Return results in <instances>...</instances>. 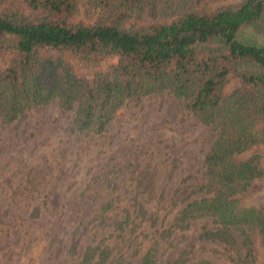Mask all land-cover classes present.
<instances>
[{"label": "trees", "instance_id": "trees-1", "mask_svg": "<svg viewBox=\"0 0 264 264\" xmlns=\"http://www.w3.org/2000/svg\"><path fill=\"white\" fill-rule=\"evenodd\" d=\"M18 1L0 0V121L12 124L55 102L73 114L74 131L101 137L128 102L152 95L181 101L216 136L202 164L205 194L188 197L160 238L210 219L199 239L225 246L232 264H250L251 236L264 248V204L242 202L264 171L259 155L238 157L264 148V0L210 14L197 11L208 0ZM231 82L237 87L227 93ZM110 206L93 216L96 230L125 233L124 245L147 238L137 232L155 219L142 204L125 207L122 219L105 214ZM105 242L88 245L79 264H129L130 256L113 255ZM139 253L138 264H159L157 240L140 241ZM170 264L208 263L181 251Z\"/></svg>", "mask_w": 264, "mask_h": 264}, {"label": "rangeland", "instance_id": "rangeland-1", "mask_svg": "<svg viewBox=\"0 0 264 264\" xmlns=\"http://www.w3.org/2000/svg\"><path fill=\"white\" fill-rule=\"evenodd\" d=\"M238 4L239 0H208L197 11L210 14ZM110 65L103 64L101 71ZM4 67L0 64V70ZM236 87L231 82L226 92ZM72 119V113H63L52 102L12 124L0 121V264H28L30 258L34 261L29 264H79L84 249L103 238L113 255L122 250L130 256L129 264L139 262L141 253H133L140 241L156 240L159 264H170L181 251H188L193 262L232 264L225 246L199 239L203 229L213 227L210 219L160 238L188 197L205 194L199 188L203 160L216 136L212 129L168 95L128 102L101 137L77 133ZM251 154L260 156L264 171L263 147L238 160ZM134 203L155 219L137 232L146 239L140 235L124 245L125 233L96 230L91 222L103 206L112 204L105 214L122 219L123 209ZM261 203L264 176L242 206ZM251 240L250 264H264L261 239L252 235Z\"/></svg>", "mask_w": 264, "mask_h": 264}]
</instances>
